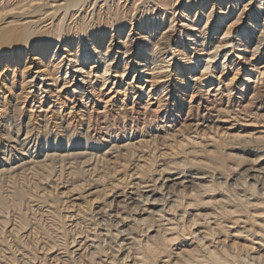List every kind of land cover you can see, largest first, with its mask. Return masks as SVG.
Segmentation results:
<instances>
[{
    "label": "bare ground",
    "instance_id": "bare-ground-1",
    "mask_svg": "<svg viewBox=\"0 0 264 264\" xmlns=\"http://www.w3.org/2000/svg\"><path fill=\"white\" fill-rule=\"evenodd\" d=\"M256 57L264 0H0V94L10 69L22 85L0 108V261L18 263L12 237L27 264L41 239L63 264H264ZM120 95L105 128L64 116ZM24 106L55 109L58 130Z\"/></svg>",
    "mask_w": 264,
    "mask_h": 264
},
{
    "label": "rangeland",
    "instance_id": "rangeland-1",
    "mask_svg": "<svg viewBox=\"0 0 264 264\" xmlns=\"http://www.w3.org/2000/svg\"><path fill=\"white\" fill-rule=\"evenodd\" d=\"M241 51L240 52H242L243 53V50L242 49H240ZM237 57V58H236ZM236 57H235V59L233 60V62H234V66H232V67H235L236 69H243L242 70V74H243V72H247V70L249 69V66L248 65H245V63L243 62L244 60H243V57H241L239 54H237L236 55ZM239 57L241 58V59H239ZM246 59H248V61L249 60H251L252 59V56H250V55H248V56H244ZM259 60V61H258ZM255 61L257 62L258 61V63L260 64L259 66H257V67H259V70H261L262 72L264 71V62H263V59H261V58H258V57H256V59H255ZM253 64V63H252ZM20 67V66H19ZM249 73L248 74H250V71H248ZM18 73H19V70H18V72H12L11 71V69H10V77H8V82H10V85H11V87L14 89V91H9L8 90V88L9 87H5L6 89H4V93L6 92V96H3V93L2 94H0V99L3 97L4 99L2 100V105L0 104V108H2L1 110L4 112V113H8V112H10V110H15V105H17V104H19L20 102H21V99L19 98V97H21V94H22V85L20 84L21 82V79L20 78H18ZM235 73V70H228L227 71V73L226 74H224L223 75V81H225V80H227V79H230L231 77H232V75ZM258 76H259V74L258 73H254V78L257 80L258 79ZM219 77V76H218ZM11 79H12V82H11ZM253 82H255V80L253 81H251V82H248L247 84H243L242 85V89L243 88H245V87H247V86H252V84H253ZM239 83L240 84H242V81H239ZM264 83V78L259 82V84L260 85H262ZM198 89V88H197ZM8 90V91H7ZM196 92H198V91H196ZM224 91L223 90H221L219 93H212L211 94V97H212V99H214V97L215 96H218V95H220V94H222ZM108 93V91H104L103 93H102V95H100V96H103V94H107ZM55 94H57V93H55ZM62 95H63V93H62ZM177 95V94H176ZM79 97H80V94H76L75 95V100H77V101H79ZM120 97H121V100L119 99V100H116V101H114V102H111L108 106H109V108L107 109V110H104L102 107L105 105V102L107 101V99H109V98H107L106 96H104V97H102V98H106L105 100H103L102 102H98V104L96 105V107H95V109H93V110H90L93 106H91L89 109H87V108H85V107H83V108H78V109H75L74 111H72L71 113L68 111V112H64V116H66V118H67V120H69V122L71 123V124H73L72 126H78V125H85V124H87V122H88V118L89 117H91L92 118V121H94V122H97L98 121V123H100L101 124V128H105V124H113V121H115V120H117L119 117H120V115L118 114V112H117V110H118V106H120V104H118V102H122V101H125V103L126 104H128L129 102H130V98H124V96H122V95H120ZM12 98V99H11ZM5 99H7V101H12V103L11 104H9V105H7V106H5ZM10 99V100H9ZM19 100V101H18ZM146 100L147 99H144V101L142 100V99H138L136 102L137 103H141L142 101L144 102V104H145V102H146ZM54 101V100H53ZM260 101V100H259ZM153 103H155V100H153L152 101ZM114 103H115V105H114ZM144 105H142V106H140V107H138V111L139 112H143L144 111ZM22 108V115H23V117L24 118H26L27 120L29 119V117L31 116V115H33L32 116V121H34V119H36V118H38V120L35 122V125H37L38 124V122H41V121H43L44 119L45 120H48V119H50L49 120V126L53 129V132H56L57 130H58V127H56V123H57V119L59 118V116L57 115V111L55 110V109H52L51 111H49L48 112V114L47 113H43V112H41V110L40 109H38V111H34V113H29V110H30V108L29 107H26V106H24V107H21ZM115 108V109H114ZM9 110V111H8ZM89 111L91 112V113H89ZM70 113V114H69ZM89 114V115H88ZM45 116H47V118H45ZM89 116V117H88ZM94 119V120H93ZM114 119V120H113ZM134 119V120H133ZM137 119L139 120L138 121V123H140L141 124V127L143 126V120L145 119L143 116H138V115H136V116H134V117H130L129 116V118L127 119V121L131 124V125H134V122H137ZM107 122V123H106ZM116 122V121H115ZM105 123V124H104ZM79 128L78 129H80V126H78ZM144 127V126H143ZM0 128H1V124H0ZM117 128H120V125L118 124V126H114V132L116 131V133H118V134H120V131L117 129ZM102 131H105V130H102ZM102 131H100V132H98V134H99V136L100 135H102L101 133H105V132H102ZM96 135V134H95ZM9 238H10V240H9ZM8 238V240H7V242L10 244V247H12V252H10V250L9 249H11V248H5L2 252H3V254L2 255H5V256H8V255H11V254H13L16 258H17V260H18V263L17 264H23V263H26L27 264V259L29 258V257H27L26 256V259H25V257H24V253H22L23 251L22 250H20L17 246H16V244H14V242H13V239H12V237H9ZM232 239V238H231ZM30 240V239H29ZM221 240H224V238L222 239L221 238ZM234 240V239H233ZM23 241H26V243H28V244H33V240H30L29 242H28V240H25V239H23ZM228 241V240H227ZM236 241H238V242H240L239 240H236ZM13 242V243H12ZM35 242V241H34ZM41 243H40V245L38 246L39 248V250L38 251H36V258H34V260L32 259L31 260V263H28V264H63L62 262H60V261H56V259H55V256L57 255V254H54V255H49V257L48 256H45V254H44V250L42 251V247H40V246H44V244H45V241H44V239H43V241H42V239H41V241H40ZM35 243H38V241H36ZM34 243V244H35ZM229 243L231 244V243H233L232 242V240H230L229 239ZM242 243V242H241ZM13 244V245H12ZM12 245V246H11ZM37 245V244H36ZM15 246V247H14ZM35 246V245H34ZM34 246H30V247H34ZM14 247V248H13ZM2 249V248H1ZM7 249V250H6ZM9 250V251H8ZM16 250V251H15ZM184 250V248L181 250V251H183ZM8 251V252H7ZM22 251V252H21ZM25 251H28V250H25ZM15 252V253H14ZM39 252V253H38ZM176 252H180V249H178V250H175V253ZM17 253V254H16ZM25 253H27V255H29L28 253L29 252H25ZM111 252H109L108 254L110 255V256H112V254H110ZM8 254V255H7ZM19 255V256H18ZM41 255V256H40ZM43 256V257H42ZM30 257H31V255H30ZM33 257V256H32ZM60 257H62V256H60ZM46 258V259H45ZM48 258V259H47ZM35 259H36V262H35ZM39 259H42L41 260V262H40V260ZM20 261V262H19ZM45 261V262H44ZM47 261V262H46ZM4 262V263H3ZM23 262V263H22ZM34 262V263H33ZM0 264H6V262L5 261H0ZM84 264H89L88 262L87 263H84Z\"/></svg>",
    "mask_w": 264,
    "mask_h": 264
}]
</instances>
